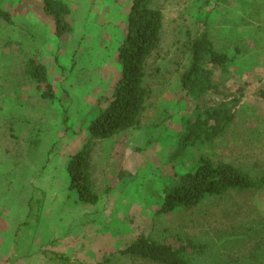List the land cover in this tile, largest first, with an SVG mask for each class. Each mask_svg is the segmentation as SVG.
<instances>
[{
  "label": "rangeland",
  "instance_id": "obj_1",
  "mask_svg": "<svg viewBox=\"0 0 264 264\" xmlns=\"http://www.w3.org/2000/svg\"><path fill=\"white\" fill-rule=\"evenodd\" d=\"M62 1L73 28L62 38L43 0L1 2L13 23L0 21V264H154L121 255L141 234L207 244L196 264H264V191L157 214L166 187L202 157L264 175V0L151 3L162 12L163 29L147 62L146 110L138 128L94 142L96 206L79 201L67 167L121 78L118 51L132 0ZM205 19L217 49L234 59L224 90L245 94L221 138L179 157L193 108L180 79ZM32 57L47 67L54 99H44L25 76Z\"/></svg>",
  "mask_w": 264,
  "mask_h": 264
},
{
  "label": "trees",
  "instance_id": "obj_2",
  "mask_svg": "<svg viewBox=\"0 0 264 264\" xmlns=\"http://www.w3.org/2000/svg\"><path fill=\"white\" fill-rule=\"evenodd\" d=\"M0 21L13 23L12 13L1 7ZM154 0H132L126 37L118 51L121 78L106 100V106L89 126V141L72 155L67 167L72 190L81 203L96 206L100 197L95 191L92 168L95 141L114 138L140 126L150 91L145 87L147 62L161 42L162 12L151 8ZM43 11L52 19L55 35H69L70 7L62 0H43ZM207 20H203L195 38L190 41V66L182 74L183 98L193 105L184 119L183 131L175 156L183 157L201 145L221 138L236 120L235 108L244 97L241 88L230 95L224 90L231 76L234 59L217 49ZM25 76L43 91L44 99H54L56 92L49 80L47 67L36 57L25 63ZM211 97L210 100H207ZM264 191V175L254 177L248 171L231 163L202 157L195 169L178 176L176 182L164 191L163 204L158 215L168 216L177 211H193L212 199L234 193ZM263 227V226H262ZM255 233L257 230L252 229ZM207 244L191 238L179 237L177 242H161L151 235L141 234L126 249L123 257H131L154 264H196L193 257L206 253Z\"/></svg>",
  "mask_w": 264,
  "mask_h": 264
}]
</instances>
